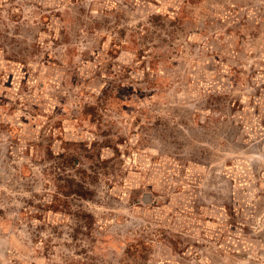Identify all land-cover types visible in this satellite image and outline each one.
Instances as JSON below:
<instances>
[{
  "label": "rangeland",
  "instance_id": "1",
  "mask_svg": "<svg viewBox=\"0 0 264 264\" xmlns=\"http://www.w3.org/2000/svg\"><path fill=\"white\" fill-rule=\"evenodd\" d=\"M0 264H264V0H0Z\"/></svg>",
  "mask_w": 264,
  "mask_h": 264
},
{
  "label": "trees",
  "instance_id": "2",
  "mask_svg": "<svg viewBox=\"0 0 264 264\" xmlns=\"http://www.w3.org/2000/svg\"><path fill=\"white\" fill-rule=\"evenodd\" d=\"M90 191L86 190L85 187H83L80 184H75L74 186H69V189L67 192L64 193L65 196L69 197L72 195H77L81 198L88 199L89 198ZM81 220L88 223V226L91 228L92 222L94 217L88 213H82L81 214Z\"/></svg>",
  "mask_w": 264,
  "mask_h": 264
}]
</instances>
